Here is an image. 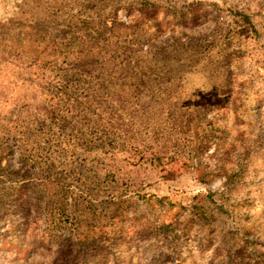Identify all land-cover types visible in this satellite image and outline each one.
<instances>
[{"label":"rangeland","instance_id":"rangeland-1","mask_svg":"<svg viewBox=\"0 0 264 264\" xmlns=\"http://www.w3.org/2000/svg\"><path fill=\"white\" fill-rule=\"evenodd\" d=\"M0 264H264V0H0Z\"/></svg>","mask_w":264,"mask_h":264},{"label":"trees","instance_id":"trees-1","mask_svg":"<svg viewBox=\"0 0 264 264\" xmlns=\"http://www.w3.org/2000/svg\"><path fill=\"white\" fill-rule=\"evenodd\" d=\"M161 227H163V228H168L167 225H162ZM85 263H87V261H85Z\"/></svg>","mask_w":264,"mask_h":264}]
</instances>
